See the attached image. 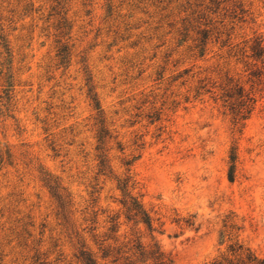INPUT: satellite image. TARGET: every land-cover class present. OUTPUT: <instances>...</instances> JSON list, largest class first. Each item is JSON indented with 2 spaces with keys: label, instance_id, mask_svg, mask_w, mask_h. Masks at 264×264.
Wrapping results in <instances>:
<instances>
[{
  "label": "rangeland",
  "instance_id": "obj_1",
  "mask_svg": "<svg viewBox=\"0 0 264 264\" xmlns=\"http://www.w3.org/2000/svg\"><path fill=\"white\" fill-rule=\"evenodd\" d=\"M255 37L264 55V0H0V264H82L107 235L172 264H208L234 240L264 257ZM228 77L252 86L242 123L218 97ZM126 175L151 229L124 216Z\"/></svg>",
  "mask_w": 264,
  "mask_h": 264
},
{
  "label": "trees",
  "instance_id": "obj_2",
  "mask_svg": "<svg viewBox=\"0 0 264 264\" xmlns=\"http://www.w3.org/2000/svg\"><path fill=\"white\" fill-rule=\"evenodd\" d=\"M249 56L257 61L259 64L254 70H250L249 73L254 76L255 80L252 83H261L264 81V55L261 39L255 37L249 46ZM245 89L238 81H232L231 77H228L224 86L221 87V92L218 97L222 100V104L227 107L231 113L232 121L234 124L242 121L248 116L254 103V95L251 89ZM264 88V84H263ZM104 136L102 129L99 128L96 133V139L98 144L96 149L100 148L99 143ZM98 171L103 169L104 158L101 152L96 154ZM235 147L231 146L228 153V166H227V178L231 180L233 178V172L235 167ZM128 175L117 179L116 186L124 193L119 202L123 207V213L126 219H133L134 222L141 221L148 229H151V218L142 208L140 201L136 195H131L127 191H124L127 186ZM44 183L48 186L49 191L57 201V205L61 206L63 203V197L58 191L57 184L50 183V177H44ZM132 185V182H131ZM126 196V197H125ZM108 225V229L115 231L116 227L114 221H111ZM187 224H192V219L186 220ZM108 237H101L99 239L93 237L94 243L97 245V250L93 251L89 247H81L78 249L76 257L82 264H99L97 258L110 257L112 264H172L171 259L165 256L162 251L158 249L154 244L145 245L139 240L130 239L124 243L118 245L109 246L103 244V240ZM99 251V254L96 252ZM208 264H264V257L257 255L247 246L234 240L228 243L223 251L212 257Z\"/></svg>",
  "mask_w": 264,
  "mask_h": 264
}]
</instances>
